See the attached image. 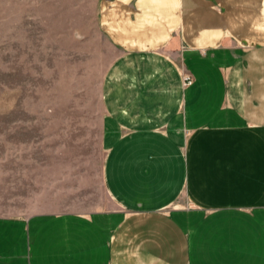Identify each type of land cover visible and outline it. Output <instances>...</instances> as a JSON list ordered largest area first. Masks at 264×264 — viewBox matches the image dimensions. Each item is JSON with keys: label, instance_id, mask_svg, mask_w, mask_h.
Segmentation results:
<instances>
[{"label": "crops", "instance_id": "crops-1", "mask_svg": "<svg viewBox=\"0 0 264 264\" xmlns=\"http://www.w3.org/2000/svg\"><path fill=\"white\" fill-rule=\"evenodd\" d=\"M100 20L107 199L0 214V264H264V0H103Z\"/></svg>", "mask_w": 264, "mask_h": 264}, {"label": "rangeland", "instance_id": "rangeland-1", "mask_svg": "<svg viewBox=\"0 0 264 264\" xmlns=\"http://www.w3.org/2000/svg\"><path fill=\"white\" fill-rule=\"evenodd\" d=\"M102 1L0 0V214L107 199Z\"/></svg>", "mask_w": 264, "mask_h": 264}, {"label": "built area", "instance_id": "built-area-1", "mask_svg": "<svg viewBox=\"0 0 264 264\" xmlns=\"http://www.w3.org/2000/svg\"><path fill=\"white\" fill-rule=\"evenodd\" d=\"M183 81L185 85H190L193 82V76L187 73L184 75Z\"/></svg>", "mask_w": 264, "mask_h": 264}]
</instances>
